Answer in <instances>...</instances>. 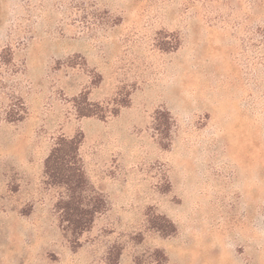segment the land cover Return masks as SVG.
<instances>
[{
	"label": "rangeland",
	"instance_id": "1",
	"mask_svg": "<svg viewBox=\"0 0 264 264\" xmlns=\"http://www.w3.org/2000/svg\"><path fill=\"white\" fill-rule=\"evenodd\" d=\"M77 134L75 240L44 160ZM0 264H264V0H0Z\"/></svg>",
	"mask_w": 264,
	"mask_h": 264
},
{
	"label": "trees",
	"instance_id": "2",
	"mask_svg": "<svg viewBox=\"0 0 264 264\" xmlns=\"http://www.w3.org/2000/svg\"><path fill=\"white\" fill-rule=\"evenodd\" d=\"M83 99L86 105L76 104L79 117H105L91 107L86 97ZM158 115L161 116L160 113ZM160 119L161 117H158V120ZM166 120L169 124L168 115ZM82 140L83 138L79 134L71 138L59 136L44 160L46 180L53 186L64 187L66 191L65 198L58 201L56 208L60 227L70 233L75 240L88 232L92 228L96 216L105 210L103 198L99 194L91 192L88 187L80 156ZM148 220L152 228L164 235L169 236L176 232L175 225L164 216H156ZM159 253L166 261V257L161 252ZM118 258L117 255L116 261Z\"/></svg>",
	"mask_w": 264,
	"mask_h": 264
}]
</instances>
